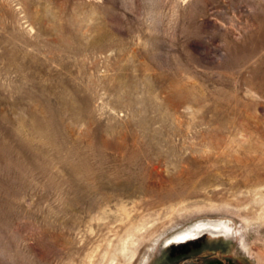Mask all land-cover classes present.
I'll list each match as a JSON object with an SVG mask.
<instances>
[{
	"label": "rangeland",
	"instance_id": "1",
	"mask_svg": "<svg viewBox=\"0 0 264 264\" xmlns=\"http://www.w3.org/2000/svg\"><path fill=\"white\" fill-rule=\"evenodd\" d=\"M263 30L264 0H0V264H264ZM206 217L236 238L165 247Z\"/></svg>",
	"mask_w": 264,
	"mask_h": 264
},
{
	"label": "bare ground",
	"instance_id": "2",
	"mask_svg": "<svg viewBox=\"0 0 264 264\" xmlns=\"http://www.w3.org/2000/svg\"><path fill=\"white\" fill-rule=\"evenodd\" d=\"M262 19H263V17H262ZM261 22H262V20H261ZM262 24H263V22H262ZM258 33L261 34L262 32H260L258 30ZM256 34H257V32H256ZM250 36H252V35L250 34ZM255 36H258V35H255ZM248 38L251 39L250 37H248ZM258 38H259V36H258ZM254 41H255V39H254ZM255 216L257 218L264 217V210L262 212L256 213ZM226 222H229V221L227 219L223 220L220 218H209V217L200 218V219L188 224V226H186L185 228H181V229L175 231L172 235L168 236L166 239L165 245L181 242V241H183L189 237L196 236L197 234H199V236H200V235L206 233V231L215 230L217 227H219L220 225H222ZM201 232H203V233H201ZM196 237H198V236H196Z\"/></svg>",
	"mask_w": 264,
	"mask_h": 264
},
{
	"label": "flooded vegetation",
	"instance_id": "3",
	"mask_svg": "<svg viewBox=\"0 0 264 264\" xmlns=\"http://www.w3.org/2000/svg\"><path fill=\"white\" fill-rule=\"evenodd\" d=\"M209 218H216V217H209ZM220 219L226 220L225 218H220ZM186 226H188V224L183 226L182 228H185ZM201 233H203V232H201ZM205 235H209V237H212L213 239H216V240L221 238V236H225V237H228V238H232V237L236 238V229H235L234 226H232V224L230 222H226V223L220 225L219 227H217L215 230L206 231V233H204V234H202L200 236H199V234H197L196 236H198V237H196V236L189 237V238H187V239H185V240H183L181 242L175 243V244H179V245L180 244H187V242H192V241L198 240L200 238L205 237ZM170 245H174V244L172 243V244H169V245H165V247H168Z\"/></svg>",
	"mask_w": 264,
	"mask_h": 264
},
{
	"label": "water",
	"instance_id": "4",
	"mask_svg": "<svg viewBox=\"0 0 264 264\" xmlns=\"http://www.w3.org/2000/svg\"><path fill=\"white\" fill-rule=\"evenodd\" d=\"M183 264H202V263H198V262H195V261H187Z\"/></svg>",
	"mask_w": 264,
	"mask_h": 264
}]
</instances>
